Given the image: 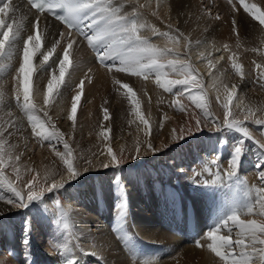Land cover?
Listing matches in <instances>:
<instances>
[{
    "label": "rangeland",
    "instance_id": "obj_1",
    "mask_svg": "<svg viewBox=\"0 0 264 264\" xmlns=\"http://www.w3.org/2000/svg\"><path fill=\"white\" fill-rule=\"evenodd\" d=\"M232 1L233 5L239 3V0ZM247 2L264 8L261 0H247ZM115 4L123 5L121 15H129V3L126 0L116 1ZM233 5L224 0H151L149 5L150 14L156 13L152 14V25L160 24L173 38H180L179 34L187 38V41L180 39L185 41L184 52L189 58L191 68L196 70L202 88L201 92H196L194 89L190 91L194 95L202 93L201 96L208 111L214 119L219 121L222 120L220 113L224 112L222 100L225 85L229 90L233 86L237 90L233 100V110L237 113V117L243 119L244 109L253 111L256 117L264 116V80L259 79V73L264 71V25L253 21L242 11H234ZM141 13L144 16L147 12L139 9L137 16L140 17ZM139 17H136V20ZM148 28L151 29V27ZM18 36L12 29L10 43L5 46L4 53L0 55V149L4 160L3 172H6L5 175L12 184L15 180L8 174L11 170L15 171L16 177L20 175L27 178L32 175L38 177L45 189L51 187L53 176L56 180H61L62 173L65 184L56 190L45 191L40 200L30 202V208L24 211H19L23 207H15L5 199L8 193L0 198V213H7L0 219V242H5V237L9 234L15 242V248L14 245L8 246L7 242L2 245L0 261L8 262L18 257L34 259L36 256L44 260L45 264L53 258L61 261V264L73 258L78 259V264H84L87 260L79 262L80 256L90 253L89 249L94 248L95 252L99 251L98 255L95 253L90 255L95 254V259L100 264H107L105 261L110 262L111 259L107 247L114 239L121 250L129 251L132 254L131 258L139 262L146 260V257H142L150 249L163 261L162 264H224V261L210 249L208 250L210 255L207 258L203 257L204 251H200L202 250L201 236H195L196 244L193 239L191 240L200 250H193L185 244L180 248H172L167 241H153L150 236L142 235L134 220V214H139V218L142 216L147 224L153 223L159 226L157 229L162 235L163 230L172 234L169 228L173 221L175 222L172 213L175 210L176 196L179 197L181 194L182 200L185 198L189 200V197L196 192L180 181V178L172 171L166 170L168 160L174 156L173 153L184 149L183 144H178L173 145L172 151L164 150L165 145L171 140L174 141L175 138L170 135L168 123L163 114L168 112V108L173 104L175 116L179 117L177 120L181 121L183 116L181 108L175 103L178 99L175 91L173 94L161 87L148 86L149 77L154 73L145 78L116 73L115 69L109 71L94 58L95 51L92 48L87 49L89 54H92V61L81 62L72 47L68 49L69 64L66 66L65 81L57 89L60 95L54 92L49 97L48 104L45 105L43 100L47 91V82L54 73L59 75V61L52 64L51 59H55L57 54L63 57L68 38L61 41L62 43L57 41L53 46L44 45L42 42V48L40 47L33 59L30 88L37 111L32 114L43 120L49 131L63 133L64 139L73 147L74 167L80 166L77 169L80 175L71 180L68 178L66 165L57 155V152L64 151L62 142L53 141L50 144L38 140L28 122V114L15 100L16 76L22 60L23 46L27 40V36L23 39ZM141 37L151 43L161 35L154 34L151 38L142 35ZM225 44L230 51L224 50ZM53 48L55 51L49 64H43L40 53ZM188 50L199 54H190ZM233 54L235 62L242 66L243 78L235 73L232 67L233 61L228 59ZM117 79L121 81V84H128L136 93L140 101L141 114L149 121L147 127L134 115L126 89L114 82ZM81 81H83V92L78 105L75 128H73L67 115L71 110L72 97L80 92ZM164 102L167 105L163 104ZM188 103H191V107L195 106L192 101ZM164 105L165 109L162 108ZM104 108H108L110 113V120L107 122L103 119ZM174 113L172 112L169 117H173ZM154 119L159 126L154 125L153 128H157L151 129V121L154 123ZM245 123L252 131L257 127L248 121ZM105 124L111 128L107 140L99 135ZM156 130L158 131L156 138H148V133ZM138 145L140 150L137 154ZM214 145H217L215 148L223 151V154L227 150L222 145L215 143ZM108 147H112L117 156L122 154L126 157L125 161L118 165L103 167L100 160L107 157ZM89 160L92 161L90 166ZM251 167L256 171L255 166ZM84 168L88 170L84 171ZM218 171L217 169L216 174ZM151 175L159 179L163 178L165 184L161 186V182L159 184L156 182L150 187H144L145 179ZM46 176L47 181H45ZM170 177L176 180V184L168 180ZM212 180L211 177H205L201 187L210 199L213 196L215 198V193L222 189ZM258 182L262 184L260 178ZM77 187L89 190L91 198L76 200ZM236 187L237 184L234 185V189ZM236 189L233 192L235 195L238 193ZM59 194L63 195L62 205L65 206L64 212L68 215V218L63 221L62 216H58L63 210L60 203L56 201V196ZM220 195L222 194H219V199L222 200L223 197ZM137 196L138 199L132 203ZM47 209L51 215L54 214L52 218L48 216ZM231 209L227 206L225 210L228 213L219 214L218 212V215L217 212L210 214L207 211L206 214L211 219L208 231L213 230L219 221L236 210ZM55 214L57 220L54 218ZM181 223L184 221L179 222L182 226ZM105 225L109 227L110 230H107L113 239L104 230ZM216 234L220 235L221 232ZM197 241L200 242L199 246ZM256 246L258 249H264V245L257 243ZM70 251L78 256L70 255ZM240 251L243 250H238L236 247L230 250V254L234 255ZM112 254L116 257L117 252ZM60 256L65 258L64 261ZM261 264H264V261Z\"/></svg>",
    "mask_w": 264,
    "mask_h": 264
},
{
    "label": "snow or ice",
    "instance_id": "obj_2",
    "mask_svg": "<svg viewBox=\"0 0 264 264\" xmlns=\"http://www.w3.org/2000/svg\"><path fill=\"white\" fill-rule=\"evenodd\" d=\"M129 4L133 5V11L131 16L121 15L123 5H116L112 3V0H31V6L35 10L36 18L34 22L36 35H29L23 46L22 60L19 64L18 74L16 76V91L15 100L20 104L21 108L28 114V122L31 125L34 136L42 143H53V141L62 142L64 151L57 152L60 156L63 164L66 165V170L69 179H74L80 175L77 170L80 166L74 167L73 162V147L67 140L64 139L63 133L58 131H49L45 122L32 113L37 111L36 104L33 102L31 95L30 81L33 73V59L36 52L41 47V37L39 35L40 25L47 21L49 14L55 18L61 25H66L69 29L68 44L65 49L63 57L59 54L53 57L55 49L41 52L43 57L42 63L45 65L51 63L55 64L59 61V75L55 73L47 82V91L44 94V104L47 105L49 97L55 92L57 95L60 93L57 89L65 81V73L67 71L66 66L69 64L68 49L73 47L74 40L71 38V33L75 30L78 35L82 36L88 46H90L96 52V60L103 64L109 71L115 69L116 73H127L131 76L145 77L149 74H155L156 83L163 88L166 92L172 93L174 88L180 89L181 96L185 90L194 89L197 92H201L200 87L201 80L196 74V70L191 68L190 65L185 64L179 58V52L175 48H159L150 43L147 39H144L139 34V29L142 25H138L136 17L139 14V9L145 8L148 5L139 4L138 0H127ZM264 3V0H261ZM0 7V14H7L9 4L4 3ZM233 10L236 12H243L248 14L253 21L259 22L260 25H264V8L259 7L256 4H249L247 0H239L237 5H233ZM153 15L156 13L153 12ZM218 18V17H217ZM235 23V21H234ZM171 27V25H169ZM156 35H167V33L155 32ZM180 38L187 41L183 34H179ZM12 37V25L6 23L3 19H0V55L4 53L5 46L10 43ZM179 41L177 40L176 43ZM190 46V45H189ZM225 51H230L228 45H224ZM168 57H175L174 59H168ZM232 60V67L235 73L241 75L243 78L242 66L235 62L234 54L228 57ZM50 66V65H49ZM171 69L173 72L185 70L184 79H161L162 75H165L166 69ZM259 79L264 80V71L259 73ZM116 85H120L126 89L128 100L130 101L134 115L137 116L142 124L146 127L149 121L141 114L140 101L137 99L136 93L128 84H121L120 80L114 81ZM80 92H78L71 100V110L67 115V119L72 122L73 128L77 119L78 105L81 100L83 92V81L80 82ZM224 98L222 100V106L224 112L222 114V124L217 123L216 130L230 129L240 133L244 139H253L249 129L246 125V121H251L259 126H264V118H255L256 114L249 110H243V119L237 118V113L233 110V100L236 96L237 90L235 86L228 89L227 85L224 86ZM188 99L191 100L195 107L205 111V117L203 121L197 118L196 129L201 130V123L208 125L209 123H216L215 119L211 117V114L207 111V106L203 102V96L194 95L192 91L187 92ZM218 100L220 97H217ZM179 105V100L175 101ZM238 107V106H236ZM181 110H184L181 108ZM45 116L47 112L45 111ZM50 119V118H49ZM104 121L110 120V113L108 108L103 109ZM99 133L105 140L108 139L111 132V128L107 124L102 126ZM211 130V129H210ZM190 131V129H189ZM183 138V134L181 135ZM261 147H264V143L257 142ZM243 140L233 148V157L228 161L230 165V171L228 176L232 177L236 174L239 164V158L243 153ZM151 147V145H149ZM139 145L137 146V154L139 153ZM102 155V154H101ZM133 158V157H128ZM126 157L122 154L117 156L112 147L107 148V157L104 160H100L103 167H109L110 165H118L124 162ZM89 166L92 161H88ZM3 158L0 157V179H6L3 175ZM259 168L260 165L258 164ZM88 168H84L87 171ZM259 178L262 185L257 188L254 198L250 199L242 210H234L231 214L225 216L214 228L207 233V239L211 241L208 243V248L215 253L217 257L224 261V264H255V259L252 254L240 251L234 255L230 254V250L240 247H245V240L243 238L232 239L231 235L220 236L216 234V231L220 227L231 221L239 229V237H247L255 252V245L257 243L264 245V169L259 172ZM51 187L45 189L38 177H33L32 181H29L26 185L27 195L18 191L12 183H8V188L14 194V199H9V203L14 204L15 207H26L30 202L34 200H40L45 191H53L64 186V177L61 173V180H56L53 176ZM48 177H45V181ZM34 181V182H33ZM258 205L259 211L254 212V209ZM255 214L261 217L260 220H242L241 214ZM231 231V229H229ZM200 242L197 241L199 246ZM261 253V259L264 260V249L259 250ZM239 257V258H236ZM64 264H78V259L64 261Z\"/></svg>",
    "mask_w": 264,
    "mask_h": 264
},
{
    "label": "bare ground",
    "instance_id": "obj_3",
    "mask_svg": "<svg viewBox=\"0 0 264 264\" xmlns=\"http://www.w3.org/2000/svg\"><path fill=\"white\" fill-rule=\"evenodd\" d=\"M116 1L119 0H112V3H116ZM123 2L124 0H120ZM127 1V0H126ZM182 1V0H179ZM185 1V0H184ZM228 4L233 5L232 0H224ZM236 1V0H235ZM251 1V0H250ZM4 3L9 4V9L7 14H2L0 16V19H3L6 23L12 25V29L15 30L16 34H18L20 38L23 39V37H28L29 35H36L37 30L35 29L34 22L36 18L35 10L29 6L28 2L26 0H3ZM139 4H146L148 5L144 9L145 13L143 17H139L136 21L138 25H142L139 29V34L146 38H151L155 32L159 33H167V35H161V37L157 38L154 42L151 43L159 48H175L179 52V58L182 62H184L187 65H190L189 58L187 57V54H185V41L172 37L171 35H168L169 31H166L164 27H162L160 24L152 25V14L149 12L151 0H138ZM118 3V2H117ZM3 4L0 3V7H2ZM223 7V6H222ZM231 7V6H230ZM141 10V9H140ZM133 11V5L129 4V15L131 16V12ZM122 13V12H121ZM142 20H144L142 22ZM148 27H151L149 29ZM69 30H67L63 25H61L58 21H56L53 17L49 15L46 22L42 23L39 28V35L41 37V43L44 42V45H55L57 41H65L67 40ZM71 38L74 40L73 45L75 55H77L78 60L84 63H89L92 61V54L88 52L87 49H91L90 46L87 45V41L83 39L82 37H79L78 34H76L74 31L71 33ZM179 41L176 43V41ZM62 43V42H61ZM58 45V44H57ZM42 48V47H41ZM48 48V47H46ZM45 48V49H46ZM50 48V47H49ZM50 50V49H49ZM45 52V51H44ZM188 52L191 54H199L197 52ZM94 58L96 59V52H93ZM76 57V56H75ZM93 58V59H94ZM175 57H168V59H174ZM196 61V60H195ZM85 65V64H84ZM83 66V65H82ZM86 66V65H85ZM101 67V66H100ZM203 68V67H202ZM201 68V70H202ZM185 70L178 69L177 71L173 72L170 68L165 70V75L161 76V79H184L185 76ZM4 73V72H3ZM7 73V71H6ZM3 75V74H2ZM6 75V74H5ZM4 75V76H5ZM8 76V75H7ZM3 77V76H2ZM9 80V79H8ZM6 83V82H5ZM4 83V84H5ZM152 85L154 88H160V86L156 83V76L155 74L149 77V83L148 86ZM5 86V85H4ZM7 87V85H6ZM4 87V89H6ZM151 87V86H150ZM191 89L185 90L184 94L181 96L180 89L174 88L173 91L176 93V97H178L177 100H179V107L183 108L184 110L180 111L182 112L183 116L181 117V121H178L177 119L179 117L175 116L176 114L173 111L172 105L168 108V112H165L163 116L166 118V121L168 123L169 132L170 135L173 136L175 139L174 141H169L166 145L164 150H170L172 151L173 145L177 146L178 144H183L184 149L182 151H177L173 153V157L168 160V165H166V170L172 171V173L178 178H180V181L184 182V184L188 185V187L192 188V190L195 192V194L188 199H183L179 195L176 196V202H175V210L174 213H172V216L175 219V222L173 221V224H171V228H169V232H172V234H168L166 232L163 233L166 235H162L158 232L159 226L155 224H147L141 218H139V214H134V220L136 222L137 229L142 233L144 236H150V239L153 241H167L168 245H172L171 247H178L180 248L182 245L190 246L193 250H200L196 248L193 245V242L191 241L193 239L195 243V236L193 233L188 231L187 229V221H188V208L190 204L193 208V215L195 217V231L197 236H201L202 242H201V249L200 251H204L203 257L207 258L209 253L208 243L209 241L207 239V233L209 228V221L211 220L206 212H210L212 214L213 212H218L219 214H226L225 207L230 206L232 209L236 210H242L245 206V204L252 198H254L256 190L258 187H260L262 184L258 182L259 178V171L261 169H264V147H261L257 142L264 143V126L257 125L256 128L253 129V131L249 128L248 124L246 123L249 132L253 139H244L240 133L236 132L235 130L230 129H223L217 131V123L222 124L221 121L215 119L216 123H209L208 125H205L201 123L200 127L201 130L197 131L196 124H197V118H200L201 121H203L205 117V111L202 109H197L195 106L191 107V103H188V101H191L188 99L187 92ZM197 92V91H196ZM174 94V92H172ZM202 93H200L201 95ZM175 97V98H176ZM168 98V97H167ZM163 104H166L164 102ZM167 105V104H166ZM206 105V104H205ZM217 105V103L215 104ZM165 109V105L162 107ZM198 111V112H196ZM208 111V109H207ZM174 113L173 117H169L171 113ZM196 112L195 114H193ZM210 113V111H208ZM219 114V113H218ZM222 115V112L220 113V116ZM212 117V115H211ZM238 119H241L237 117ZM255 118H264V116H258ZM154 123H152L151 129H156L159 124L154 119ZM251 124L256 125L255 123H252L251 121H248ZM185 124V126H182ZM156 125L157 127L153 128V126ZM190 129V131H189ZM211 129V130H210ZM256 130V131H254ZM259 131V132H258ZM156 133L158 131H150V134L148 133V138H156ZM183 134V138H181V135ZM200 137V139H197ZM243 140V153L241 157L239 158V164L238 169L236 171V174L232 177L228 176V172L230 171V165L228 164V161L232 159L233 157V148L239 144ZM219 144L222 145L223 148L227 149L225 153L223 154V151H220L219 149H216L214 145ZM187 148V149H185ZM0 157H1V149H0ZM173 162H170V161ZM4 161V160H3ZM6 164V163H5ZM260 165L258 168L257 165ZM251 166L256 167V171L252 170ZM157 168V167H156ZM219 170L216 174V170ZM6 173V172H5ZM5 173L3 172L4 177H6ZM8 174L12 175L14 178V183L12 184L18 191H22L25 193V198L27 195V183L29 181L33 180V177L30 176V178L24 177L22 175L17 176L15 174V171L11 170L8 172ZM216 175V176H215ZM213 178L212 181H215L223 190H219L217 193H215L214 196L210 199L209 196L201 189L202 183L204 182V178ZM144 178V177H143ZM167 178V177H166ZM167 180V179H166ZM171 182H175L176 180H173L171 177L168 178ZM178 180V179H177ZM206 180V179H205ZM8 178L6 179H0V198L3 197L5 194V199L9 201V199H14V194L11 192V190L8 188L7 184ZM34 182V181H33ZM161 182V186L165 184L164 179H159L155 175H151L145 179L144 187H150L154 183ZM10 183V181H9ZM183 184V185H184ZM237 184L238 193L235 195L233 192H235L234 185ZM107 185V184H106ZM134 186V185H132ZM175 185H173L174 187ZM187 187V186H186ZM189 188V189H190ZM76 200H85L86 198H91V194L89 193V190L83 189V188H76ZM132 189V188H131ZM234 190V191H233ZM1 192L3 194H1ZM79 193V195H78ZM222 194L220 196L223 197V199H219V194ZM232 193V194H231ZM221 198V197H220ZM62 199L63 195L56 196V201L60 203L62 208L60 210L61 214L58 216H62V221L66 220L68 218V215L64 212L65 206L62 205ZM138 199V196L133 200L132 203H134ZM182 200V211H178V205L179 200ZM68 200V199H67ZM218 200V201H216ZM220 201V202H219ZM227 201V202H226ZM4 202V201H2ZM86 202V201H85ZM7 203V202H6ZM229 203V205H227ZM31 204L29 203L26 207L20 208L19 211H24L26 208H30ZM224 205V206H223ZM70 207V206H69ZM139 209V208H138ZM142 209V207H140ZM231 209V210H232ZM3 211V210H1ZM48 216L52 218L54 214L51 215L50 211L47 209ZM259 208L258 205L254 209V212H258ZM225 212V213H224ZM7 213H0V219H2L4 216H6ZM184 215V217H183ZM207 215V216H206ZM214 215V214H213ZM216 215V216H217ZM229 215V214H228ZM212 216V215H210ZM215 217V216H214ZM218 217V216H217ZM221 216H219L220 218ZM55 220H57V216L55 214L54 216ZM240 219L242 220H251L256 219L260 220L261 217L255 214H241ZM141 220V221H140ZM152 220V219H151ZM221 220V219H220ZM70 221V220H69ZM155 221V220H154ZM153 221V222H154ZM185 221L182 226L179 225V222ZM71 222V221H70ZM215 222V219H214ZM72 223V222H71ZM116 225V224H115ZM213 225V224H212ZM108 226L105 225L104 230L109 234ZM231 229V231H229ZM110 230V229H109ZM160 230V229H159ZM220 236H227L231 235L232 239L237 238H243L245 240V247L241 249L240 247H237L238 250H243L244 252L250 251V254H252V257L255 259V264H261L264 260L261 259V253L260 249L255 247L256 251H253V247L249 241V239L245 237H239V229L233 224L231 221H229L227 224L223 225L219 230L216 231V233H220ZM219 235V234H218ZM112 236V235H111ZM110 236V237H111ZM172 236V238H171ZM113 237V236H112ZM111 237V238H112ZM5 242H0V252L2 253V245L7 242V245H14L15 248V242H13V238L11 235H7ZM115 238V237H114ZM149 238V237H148ZM264 238V237H262ZM113 239V238H112ZM175 239V240H174ZM200 240V239H199ZM3 241V240H2ZM111 241V240H110ZM111 244L107 247L108 254L111 255L110 262H107V264H162L163 261L159 259L156 253H153L149 249V252L147 250L146 255L142 258L146 257V260H142L141 262L136 261L135 259H132V254L129 253V251L125 252L124 250H121L119 248L118 243H116L113 239ZM116 243V244H114ZM185 244V245H184ZM196 244V243H195ZM259 244V243H258ZM90 253L97 254L98 252L94 248H90ZM235 251V250H233ZM107 252V251H106ZM117 252L116 257L113 256L112 253ZM90 253H86L87 256L85 258V255L82 254L80 256L79 262L84 261L85 259L87 262L84 261V264H100L95 258V254L90 255ZM73 254V255H72ZM75 253L73 251H70V255L74 256ZM76 255V254H75ZM98 255V254H97ZM34 256V255H32ZM78 256V255H76ZM139 256H141L139 254ZM61 257V256H60ZM63 258V257H61ZM128 258V259H127ZM35 259V260H34ZM34 259H24V258H16V259H10L7 261H0V264H45V261L40 260L39 257L34 256ZM65 258H63L64 261ZM117 260V261H116ZM39 261V262H37ZM104 261V260H103ZM103 263V262H102ZM47 264H61V261L56 260L53 258L52 260H49Z\"/></svg>",
    "mask_w": 264,
    "mask_h": 264
}]
</instances>
